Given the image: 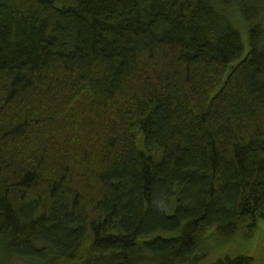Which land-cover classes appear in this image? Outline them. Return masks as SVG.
Wrapping results in <instances>:
<instances>
[{
	"label": "trees",
	"instance_id": "obj_1",
	"mask_svg": "<svg viewBox=\"0 0 264 264\" xmlns=\"http://www.w3.org/2000/svg\"><path fill=\"white\" fill-rule=\"evenodd\" d=\"M263 226L264 0H0V264H256Z\"/></svg>",
	"mask_w": 264,
	"mask_h": 264
},
{
	"label": "rangeland",
	"instance_id": "obj_2",
	"mask_svg": "<svg viewBox=\"0 0 264 264\" xmlns=\"http://www.w3.org/2000/svg\"><path fill=\"white\" fill-rule=\"evenodd\" d=\"M257 236L258 240L250 246L249 251L255 256L256 264H264V226L259 230Z\"/></svg>",
	"mask_w": 264,
	"mask_h": 264
}]
</instances>
